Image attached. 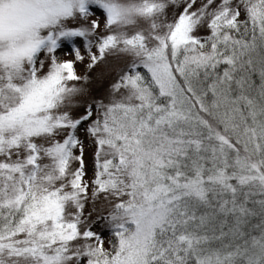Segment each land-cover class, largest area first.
I'll return each mask as SVG.
<instances>
[{
  "label": "snow or ice",
  "instance_id": "1",
  "mask_svg": "<svg viewBox=\"0 0 264 264\" xmlns=\"http://www.w3.org/2000/svg\"><path fill=\"white\" fill-rule=\"evenodd\" d=\"M0 264H264V0H0Z\"/></svg>",
  "mask_w": 264,
  "mask_h": 264
},
{
  "label": "rangeland",
  "instance_id": "2",
  "mask_svg": "<svg viewBox=\"0 0 264 264\" xmlns=\"http://www.w3.org/2000/svg\"><path fill=\"white\" fill-rule=\"evenodd\" d=\"M178 10L169 8L168 17L171 19L174 12ZM97 15L100 18L101 25H103L104 16L97 11ZM92 17L91 19H95ZM201 35L206 34V30L202 29L199 33ZM95 51V49H93ZM66 49L59 50L57 55L60 59H73L71 55L65 54ZM83 52V49H82ZM85 60L83 62H77L76 71L82 77H87L86 80H81L75 82L77 87L83 89V92L76 97H74L73 107L70 109L74 117H79L84 113V110L88 103L93 101L104 100L107 101L109 96L111 84L118 78L121 70L124 68L126 63V58H117L109 56L105 61L99 63L92 69H88L87 64L89 63L87 55L85 53ZM80 138L85 143V162L87 166V178L91 179L93 176L94 167V150L95 146L90 143L86 138L83 130L79 133ZM110 209V205L101 196L100 199L96 200L94 203L90 200L85 206V216L87 217L91 213V220L93 221V230L100 232L105 240V247H109L108 241L111 237L109 230L105 227L103 220H98L97 217L101 215H107Z\"/></svg>",
  "mask_w": 264,
  "mask_h": 264
}]
</instances>
